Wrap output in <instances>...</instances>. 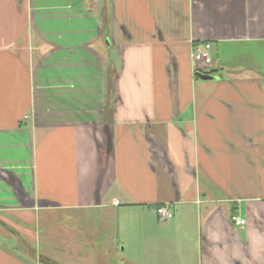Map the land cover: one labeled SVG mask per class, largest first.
<instances>
[{"label": "crops", "instance_id": "crops-1", "mask_svg": "<svg viewBox=\"0 0 264 264\" xmlns=\"http://www.w3.org/2000/svg\"><path fill=\"white\" fill-rule=\"evenodd\" d=\"M122 210L143 219L117 260ZM159 243L264 264V0H0V264Z\"/></svg>", "mask_w": 264, "mask_h": 264}, {"label": "rangeland", "instance_id": "rangeland-1", "mask_svg": "<svg viewBox=\"0 0 264 264\" xmlns=\"http://www.w3.org/2000/svg\"><path fill=\"white\" fill-rule=\"evenodd\" d=\"M134 210H127V211H121L120 212V216L119 219H117V226H119V229L121 230V236H122V241H123V245L125 246L126 244V251L122 252L121 249L123 247L122 244H119V247H117V250H114V257L117 260H126V258H130V253L128 252V243H130V237H129V232L134 230H139L140 229V225H141V219L142 218V214H137V218H134L135 213ZM169 220V219H168ZM156 223V228L157 229H163L162 227H158L157 222ZM162 226V225H161ZM169 230V229H168ZM167 231V230H166ZM133 238V237H132ZM134 240V239H133ZM159 250L162 252H146L145 255L143 252H134L135 256L138 258L139 261H143V262H150V264H178V259H175L173 256H176V254H174V250H172V255H171V251L167 248V245L164 243H159ZM157 247V245H156ZM172 247V246H171ZM121 251V253L119 252ZM171 255L168 259H167V255ZM161 255V256H160ZM113 257V258H114Z\"/></svg>", "mask_w": 264, "mask_h": 264}, {"label": "built area", "instance_id": "built-area-1", "mask_svg": "<svg viewBox=\"0 0 264 264\" xmlns=\"http://www.w3.org/2000/svg\"><path fill=\"white\" fill-rule=\"evenodd\" d=\"M194 52H192V64L196 69L199 66H209L212 63L211 57V45L209 43H201L194 47ZM173 213L167 206H159L155 209V215L159 223L167 221ZM233 223L237 227L243 228L246 224L245 219L240 217H234Z\"/></svg>", "mask_w": 264, "mask_h": 264}, {"label": "water", "instance_id": "water-1", "mask_svg": "<svg viewBox=\"0 0 264 264\" xmlns=\"http://www.w3.org/2000/svg\"><path fill=\"white\" fill-rule=\"evenodd\" d=\"M198 77H199V79H201V80H212V79H214V77H212L211 75H209V74H198Z\"/></svg>", "mask_w": 264, "mask_h": 264}]
</instances>
